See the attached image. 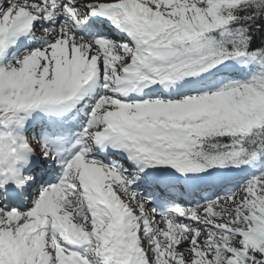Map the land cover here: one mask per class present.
Listing matches in <instances>:
<instances>
[{
  "label": "snow or ice",
  "instance_id": "6c2138e0",
  "mask_svg": "<svg viewBox=\"0 0 264 264\" xmlns=\"http://www.w3.org/2000/svg\"><path fill=\"white\" fill-rule=\"evenodd\" d=\"M0 264H264V0H0Z\"/></svg>",
  "mask_w": 264,
  "mask_h": 264
}]
</instances>
